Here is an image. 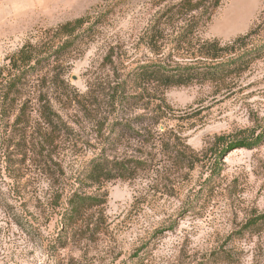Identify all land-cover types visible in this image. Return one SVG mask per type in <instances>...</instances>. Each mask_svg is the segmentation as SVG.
Listing matches in <instances>:
<instances>
[{
    "label": "rangeland",
    "instance_id": "374dc122",
    "mask_svg": "<svg viewBox=\"0 0 264 264\" xmlns=\"http://www.w3.org/2000/svg\"><path fill=\"white\" fill-rule=\"evenodd\" d=\"M178 2L0 0V82L17 61L27 119L17 126L22 110L1 106L0 264H264V228L244 229L264 214V54L222 85L135 79L220 64L199 43L249 34L264 0H222L186 43L199 13L168 14ZM256 36L229 57L260 46ZM46 115L57 134L43 158ZM243 139L255 145L231 147ZM106 161L129 162L128 179L87 181ZM75 194L103 205L72 222Z\"/></svg>",
    "mask_w": 264,
    "mask_h": 264
},
{
    "label": "trees",
    "instance_id": "16d2710c",
    "mask_svg": "<svg viewBox=\"0 0 264 264\" xmlns=\"http://www.w3.org/2000/svg\"><path fill=\"white\" fill-rule=\"evenodd\" d=\"M212 4L210 0H179L177 4H175L171 9H169L168 14L177 15V14H186L190 15L193 13H199V16L195 18L196 20H189V25L180 38L178 42H188L193 38V35L197 32L198 29L205 26V24L210 21L212 15L215 13L216 9L219 7L222 0H212ZM167 14V15H168ZM264 9L261 15L258 18V22L255 28L247 35L241 36L234 40L233 42L223 45L219 41H205L203 43H199L198 52L205 60H211L213 63L221 62L220 64L213 65H204L201 67H185L176 69L175 72L164 70L161 66H152L142 69L141 73L135 78L136 81L141 82L143 84L136 85V89H141L145 85L146 81H153L158 85L162 84L165 87L170 86H181L188 85L191 83H199L200 85H204L206 83H216L221 84L224 83L229 78H232L235 75H240L244 71L250 67L251 64L260 60L264 54ZM261 22V23H260ZM81 21H77L75 24H68L64 29L69 30L70 28H75ZM70 36L73 35V30L69 32ZM262 34V35H261ZM257 35L261 38V44L256 49H247L245 52L240 54H235L232 57H229L230 51L235 45L244 44V46H248L250 39ZM256 36V37H257ZM68 46V42L58 48L54 55L58 53H63ZM229 57L226 63L223 57ZM24 65H27L30 60L28 58H24L21 61ZM224 62V63H222ZM18 62L14 61L13 68L17 71L18 74L9 75L8 80H4V82H0V109L1 106L6 104L8 101L11 103V106L15 109L24 107L22 102V98L18 96L19 87L23 85V74H20V66H17ZM1 72V71H0ZM24 72V71H23ZM1 76V74H0ZM138 92V91H137ZM142 93V92H140ZM143 96V94L139 95V97ZM13 97V98H11ZM24 117V109L17 115V120H15L14 124L17 126H23L27 124V119ZM159 121V120H158ZM45 126L44 132H40L41 143L44 145L43 153H46L43 158L48 157V148H51L56 144V139L54 138V134L56 133V129L54 128V119L50 115H46L44 117ZM158 123V122H157ZM53 129H51V128ZM19 130V129H18ZM21 130V129H20ZM19 130V131H20ZM27 136L26 132L21 133L20 137L25 138ZM221 141H225V139L221 138ZM58 143V142H57ZM254 142L249 140H237L236 142L231 143V147L235 149L238 148H252L254 146ZM5 157V154H4ZM138 167H141V170H145L143 168V162H136ZM131 168L129 162H119V163H109L106 161L103 164L91 165L86 174L87 181L91 183H95L100 181L101 179L111 180L117 177L128 179L126 174L129 173V169ZM97 197L91 196H82V195H73L69 200V208L66 211L65 218L74 222L76 219L82 217V215L88 210H92L96 207H99L101 204L97 201ZM264 228V214L256 216L247 221L244 229L248 231H253L256 228ZM233 264L232 262H230Z\"/></svg>",
    "mask_w": 264,
    "mask_h": 264
}]
</instances>
